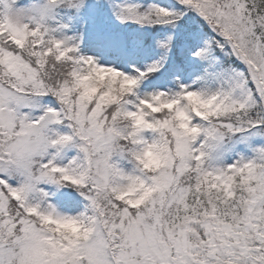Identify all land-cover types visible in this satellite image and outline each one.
<instances>
[{"label": "snow or ice", "instance_id": "1", "mask_svg": "<svg viewBox=\"0 0 264 264\" xmlns=\"http://www.w3.org/2000/svg\"><path fill=\"white\" fill-rule=\"evenodd\" d=\"M0 264H264V0H0Z\"/></svg>", "mask_w": 264, "mask_h": 264}]
</instances>
